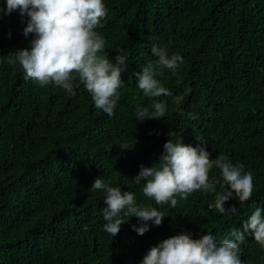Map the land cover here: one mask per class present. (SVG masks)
Listing matches in <instances>:
<instances>
[{"label":"trees","instance_id":"16d2710c","mask_svg":"<svg viewBox=\"0 0 264 264\" xmlns=\"http://www.w3.org/2000/svg\"><path fill=\"white\" fill-rule=\"evenodd\" d=\"M105 3L97 31L106 54L115 62L122 48L129 57L111 116L78 79L75 95L26 80L7 62V54L29 47L26 17L17 9L0 19V264H139L164 238L189 232L194 240L209 233L221 240L264 206V0ZM153 43L184 57L177 71L158 76L172 95L150 98L136 86L135 73L156 59ZM154 100L167 105L165 117L136 120L137 105L152 110ZM170 131L194 146L202 137L210 158L227 156L252 172L250 200L226 202L237 214L209 211L214 194L193 192L175 207L144 196L132 178L140 165L158 161ZM98 176L158 207L161 225L139 235L131 227L138 218L125 216L112 237L103 228L104 193L90 188ZM218 176L215 168L209 173ZM241 258L264 264V247L249 235Z\"/></svg>","mask_w":264,"mask_h":264},{"label":"clouds","instance_id":"9594fccd","mask_svg":"<svg viewBox=\"0 0 264 264\" xmlns=\"http://www.w3.org/2000/svg\"><path fill=\"white\" fill-rule=\"evenodd\" d=\"M19 10L26 17L23 35L32 34L29 47L15 49L7 54V62L18 64L26 80H32L40 87L56 86L75 95V82L83 84L91 95L94 106L108 115H113L120 99V89L125 84L122 73L127 69L128 55L117 48L115 62L106 54V40L97 31L101 20L107 14L105 0H6L3 14ZM10 37L12 33L9 31ZM151 53L156 59L149 61L135 73L136 86L146 97L155 98L172 95L158 76L165 70L175 72L184 63L179 52L169 54L165 46L155 43ZM167 105L153 101L152 110L137 105L136 120L164 118ZM163 145L158 161L151 166L140 165L132 178L142 185L144 196L154 200L156 205L168 204L175 207L178 198L187 199L193 192L214 194L209 211L221 214H237L235 205L226 207V202L235 198L239 203L250 200L253 195V174L242 162L233 163L227 156L210 158L202 137H196L194 146L185 143L183 136L170 131ZM134 144L122 143L121 148ZM218 170V178H209L210 171ZM217 185L220 191H216ZM91 189L102 190V209L105 221L103 228L115 236L126 222L124 217H137L138 224L131 227L143 235L151 226H159L165 215L152 204H139L136 193L122 190L120 185L98 176ZM128 220V219H127ZM264 247V206H257L251 215L230 235L218 240L217 234L209 233L194 240L189 232H180L152 245L139 264H245L241 258V244L247 236Z\"/></svg>","mask_w":264,"mask_h":264}]
</instances>
